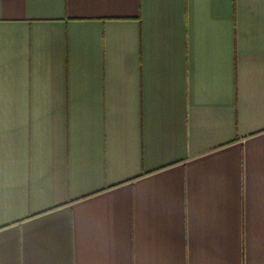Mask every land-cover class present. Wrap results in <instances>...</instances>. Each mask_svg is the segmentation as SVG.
<instances>
[{"label":"crops","instance_id":"0c3cea01","mask_svg":"<svg viewBox=\"0 0 264 264\" xmlns=\"http://www.w3.org/2000/svg\"><path fill=\"white\" fill-rule=\"evenodd\" d=\"M0 264H264V0H0Z\"/></svg>","mask_w":264,"mask_h":264}]
</instances>
